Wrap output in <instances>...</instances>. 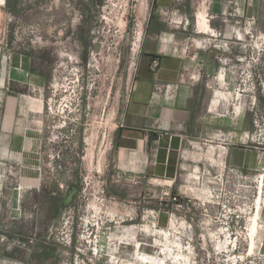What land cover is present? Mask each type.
I'll return each instance as SVG.
<instances>
[{"label":"rangeland","instance_id":"374dc122","mask_svg":"<svg viewBox=\"0 0 264 264\" xmlns=\"http://www.w3.org/2000/svg\"><path fill=\"white\" fill-rule=\"evenodd\" d=\"M0 11V49L28 53L49 76L42 157L29 166L39 180L26 185L8 165L0 195V264H264L261 172L231 171L210 154L212 138L190 148L173 183L129 181L114 167L147 0H5ZM239 25L252 31L246 42H205L219 63L203 95L247 96L262 141L264 85L251 66L264 61V39L256 47L255 25Z\"/></svg>","mask_w":264,"mask_h":264},{"label":"crops","instance_id":"0c3cea01","mask_svg":"<svg viewBox=\"0 0 264 264\" xmlns=\"http://www.w3.org/2000/svg\"><path fill=\"white\" fill-rule=\"evenodd\" d=\"M147 10L131 89L112 133L118 173L129 181L173 183L202 137L213 139L210 154L217 149L230 167L264 168V142L255 137L258 112L252 102L246 96L233 104L228 93L215 89L207 103L202 88L206 78H216L219 63L205 42L220 36L246 42L252 31L241 22H253L264 37V0H147ZM254 69L264 85V61ZM217 78L223 84L224 71ZM48 80L47 73L33 68L28 53L0 49V195L8 188V165L20 167L26 185L39 180L29 166L42 157Z\"/></svg>","mask_w":264,"mask_h":264},{"label":"built area","instance_id":"2783aa9c","mask_svg":"<svg viewBox=\"0 0 264 264\" xmlns=\"http://www.w3.org/2000/svg\"><path fill=\"white\" fill-rule=\"evenodd\" d=\"M253 24H254L253 22H250V24H248V25L251 26V25H253ZM250 30H251V29H250ZM259 36H260V35H259ZM259 36H258V37H259ZM257 39H258V38H257ZM258 48H260V47H258ZM260 51H264V48H261ZM6 58H7V56H6ZM8 58H9V54H8ZM153 62L157 64V63H158V59L154 60ZM248 78L251 80L252 76L250 75ZM255 125H256V128L258 127L259 130H260V128H261V127H260L261 124H260V120H259L258 118L255 119ZM257 130H258V129H257ZM257 130H256V134H255L256 136H255V137H256L258 140H260V139H261L260 136L262 135V133H257ZM259 132H260V131H259ZM260 142H264V138H263L262 141L260 140ZM230 170H231V171H237V172L240 171V170H238V169H236V168H232V167H230ZM259 172H261V174H260V178H261V179H260V182L262 181V182H263V185H264V168H262L261 170H259ZM248 177H249V176H247V175H246V176H243V178H245V179H249ZM263 185L259 184V185H258L259 189H261V186H263Z\"/></svg>","mask_w":264,"mask_h":264},{"label":"bare ground","instance_id":"6f19581e","mask_svg":"<svg viewBox=\"0 0 264 264\" xmlns=\"http://www.w3.org/2000/svg\"><path fill=\"white\" fill-rule=\"evenodd\" d=\"M5 3V0H0V4L2 5V4H4ZM1 12V11H0ZM1 16V15H0ZM203 23V22H202ZM140 34H141V31H140V33H139V36H140ZM217 36H219V33H217ZM263 40L264 39V37L263 36H259L258 37V40L260 41V40ZM260 43H257L256 44V47H260ZM259 184H261V185H263V182L261 181H259ZM263 192V186H261V191H260V193H262ZM261 197V196H260Z\"/></svg>","mask_w":264,"mask_h":264}]
</instances>
